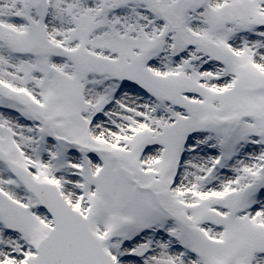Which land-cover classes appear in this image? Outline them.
Here are the masks:
<instances>
[{
  "label": "snow or ice",
  "instance_id": "obj_1",
  "mask_svg": "<svg viewBox=\"0 0 264 264\" xmlns=\"http://www.w3.org/2000/svg\"><path fill=\"white\" fill-rule=\"evenodd\" d=\"M0 264H264V0H0Z\"/></svg>",
  "mask_w": 264,
  "mask_h": 264
}]
</instances>
